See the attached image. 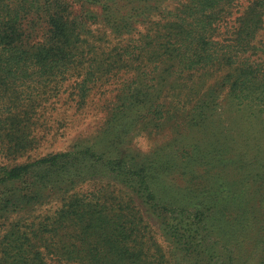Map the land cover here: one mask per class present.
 <instances>
[{"label": "trees", "instance_id": "trees-1", "mask_svg": "<svg viewBox=\"0 0 264 264\" xmlns=\"http://www.w3.org/2000/svg\"><path fill=\"white\" fill-rule=\"evenodd\" d=\"M69 82L117 94L33 157ZM0 264H264V0H0Z\"/></svg>", "mask_w": 264, "mask_h": 264}, {"label": "rangeland", "instance_id": "rangeland-1", "mask_svg": "<svg viewBox=\"0 0 264 264\" xmlns=\"http://www.w3.org/2000/svg\"><path fill=\"white\" fill-rule=\"evenodd\" d=\"M69 85L66 93L52 100V106L48 107L46 116L38 120L35 136L40 142V147L31 153L33 157L67 150L78 139L93 135L106 118L102 101L113 100L118 88V85L113 84L102 89H94L87 104L82 106L77 103L73 84L69 82L67 86ZM171 131L172 129H169L153 137L148 134L141 135L135 139L134 144L141 150L140 146L144 144L146 138L148 150L144 152H149L171 139L173 134ZM87 190L89 186L82 188V191ZM152 229L155 238L159 242H164L159 231L155 227ZM164 245L166 246L165 242Z\"/></svg>", "mask_w": 264, "mask_h": 264}, {"label": "clouds", "instance_id": "clouds-1", "mask_svg": "<svg viewBox=\"0 0 264 264\" xmlns=\"http://www.w3.org/2000/svg\"><path fill=\"white\" fill-rule=\"evenodd\" d=\"M138 146H140V145H138ZM141 147V150L142 151H147L148 150V146H147V140H146V138H145V142H144V144L142 145V146H140Z\"/></svg>", "mask_w": 264, "mask_h": 264}]
</instances>
